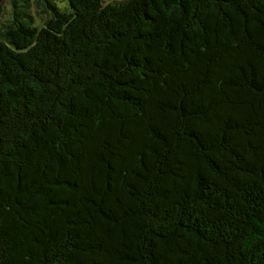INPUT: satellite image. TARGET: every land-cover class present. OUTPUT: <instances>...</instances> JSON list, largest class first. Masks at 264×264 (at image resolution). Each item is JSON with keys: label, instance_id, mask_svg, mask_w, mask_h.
<instances>
[{"label": "trees", "instance_id": "trees-1", "mask_svg": "<svg viewBox=\"0 0 264 264\" xmlns=\"http://www.w3.org/2000/svg\"><path fill=\"white\" fill-rule=\"evenodd\" d=\"M65 2L0 30V264H264V0Z\"/></svg>", "mask_w": 264, "mask_h": 264}, {"label": "rangeland", "instance_id": "rangeland-1", "mask_svg": "<svg viewBox=\"0 0 264 264\" xmlns=\"http://www.w3.org/2000/svg\"><path fill=\"white\" fill-rule=\"evenodd\" d=\"M32 6V12L36 17V26L42 25L41 23L48 17L46 13L43 12L44 7H46V0H28ZM56 5L63 9L67 6V0H54ZM115 2V1H123V0H107V2ZM23 3V0H0V30L4 27L9 20L12 18L13 11L15 7L19 6ZM23 5V4H22ZM35 12V13H34ZM42 20V22H41ZM1 33V32H0Z\"/></svg>", "mask_w": 264, "mask_h": 264}]
</instances>
